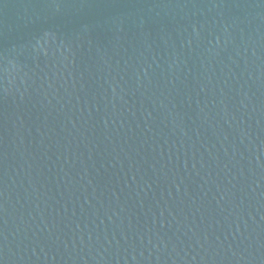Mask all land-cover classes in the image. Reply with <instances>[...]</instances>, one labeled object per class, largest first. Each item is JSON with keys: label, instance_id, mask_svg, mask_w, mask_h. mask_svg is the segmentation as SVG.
<instances>
[{"label": "water", "instance_id": "1", "mask_svg": "<svg viewBox=\"0 0 264 264\" xmlns=\"http://www.w3.org/2000/svg\"><path fill=\"white\" fill-rule=\"evenodd\" d=\"M0 264H264V0H0Z\"/></svg>", "mask_w": 264, "mask_h": 264}]
</instances>
